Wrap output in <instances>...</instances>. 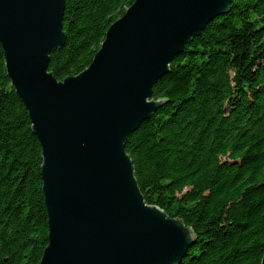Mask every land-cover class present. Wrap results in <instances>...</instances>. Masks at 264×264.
Here are the masks:
<instances>
[{
	"label": "trees",
	"instance_id": "obj_1",
	"mask_svg": "<svg viewBox=\"0 0 264 264\" xmlns=\"http://www.w3.org/2000/svg\"><path fill=\"white\" fill-rule=\"evenodd\" d=\"M135 0H66L58 81L87 69ZM165 104L128 138L145 202L192 228L181 264L264 256V0H233L154 86ZM41 144L0 45V264H40L48 243Z\"/></svg>",
	"mask_w": 264,
	"mask_h": 264
},
{
	"label": "water",
	"instance_id": "obj_2",
	"mask_svg": "<svg viewBox=\"0 0 264 264\" xmlns=\"http://www.w3.org/2000/svg\"><path fill=\"white\" fill-rule=\"evenodd\" d=\"M233 0H135L90 66L58 81L66 0H0V45L38 138L48 243L40 264H181L192 228L145 202L128 138L164 104L154 86ZM261 264H264V256Z\"/></svg>",
	"mask_w": 264,
	"mask_h": 264
}]
</instances>
